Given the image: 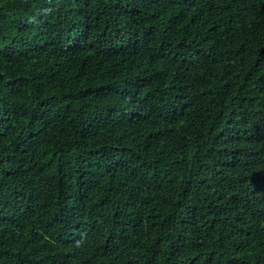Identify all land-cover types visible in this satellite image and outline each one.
Returning <instances> with one entry per match:
<instances>
[{
    "label": "trees",
    "instance_id": "obj_1",
    "mask_svg": "<svg viewBox=\"0 0 264 264\" xmlns=\"http://www.w3.org/2000/svg\"><path fill=\"white\" fill-rule=\"evenodd\" d=\"M0 264H264V0H0Z\"/></svg>",
    "mask_w": 264,
    "mask_h": 264
}]
</instances>
